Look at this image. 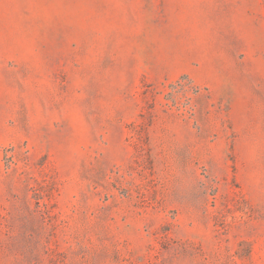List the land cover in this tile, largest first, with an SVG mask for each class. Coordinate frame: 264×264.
I'll use <instances>...</instances> for the list:
<instances>
[{"label":"rangeland","instance_id":"1","mask_svg":"<svg viewBox=\"0 0 264 264\" xmlns=\"http://www.w3.org/2000/svg\"><path fill=\"white\" fill-rule=\"evenodd\" d=\"M0 264H264V0H0Z\"/></svg>","mask_w":264,"mask_h":264}]
</instances>
